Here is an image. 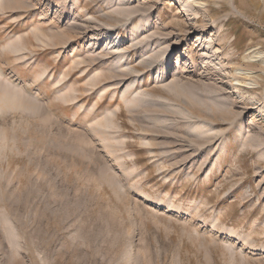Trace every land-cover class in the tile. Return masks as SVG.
I'll use <instances>...</instances> for the list:
<instances>
[{
    "label": "rangeland",
    "instance_id": "374dc122",
    "mask_svg": "<svg viewBox=\"0 0 264 264\" xmlns=\"http://www.w3.org/2000/svg\"><path fill=\"white\" fill-rule=\"evenodd\" d=\"M0 264H264V0H0Z\"/></svg>",
    "mask_w": 264,
    "mask_h": 264
},
{
    "label": "bare ground",
    "instance_id": "6f19581e",
    "mask_svg": "<svg viewBox=\"0 0 264 264\" xmlns=\"http://www.w3.org/2000/svg\"><path fill=\"white\" fill-rule=\"evenodd\" d=\"M191 1H192V0H191ZM194 1H196V0H194ZM193 3H194V2H193ZM169 51H172V52H175V53H176V49H175V48H170ZM169 51H168V52H169ZM258 54H260V53H258ZM168 56H169V55H168ZM168 56L166 55V57H165V59H164V66L167 65V63H168V62H167V57H168ZM260 56H261V55H260ZM170 57H171V58H170L171 60H170L169 66H168V67H170L169 70H171V68H172V66H171V65H172V56H170ZM236 135H237V134H236ZM219 145H221V144H219ZM217 148L219 149L220 146H217ZM217 154H218V153H217Z\"/></svg>",
    "mask_w": 264,
    "mask_h": 264
}]
</instances>
